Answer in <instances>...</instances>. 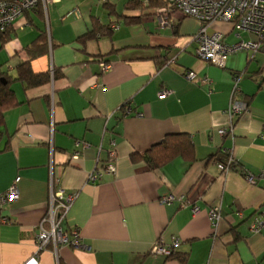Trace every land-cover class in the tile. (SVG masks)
<instances>
[{"label": "crops", "instance_id": "crops-1", "mask_svg": "<svg viewBox=\"0 0 264 264\" xmlns=\"http://www.w3.org/2000/svg\"><path fill=\"white\" fill-rule=\"evenodd\" d=\"M131 1L38 5L0 33V68L14 97L3 112L0 191L18 178L17 198L0 207V264H264V44L251 58L238 51L218 67L195 55L196 18L172 10L160 27L164 4ZM210 30L237 41L229 23L213 22ZM26 61L36 73L53 68L55 78L26 86L17 79ZM184 68L211 85L188 81ZM126 102L132 112L120 110ZM235 102L244 111L232 118ZM171 135L189 144L171 140L152 150ZM173 144L178 152L159 166L142 157ZM223 149L234 169L217 167ZM111 150L116 168L109 173ZM95 170L101 175L89 181ZM50 189L77 193L59 225L69 236L77 232L81 244L36 253ZM254 219L263 221L257 233ZM175 240L171 257L151 252Z\"/></svg>", "mask_w": 264, "mask_h": 264}, {"label": "built area", "instance_id": "built-area-1", "mask_svg": "<svg viewBox=\"0 0 264 264\" xmlns=\"http://www.w3.org/2000/svg\"><path fill=\"white\" fill-rule=\"evenodd\" d=\"M61 0H0V32L10 27L13 22L21 17L25 11L31 10L38 5H41L43 9H46L48 4H55ZM147 1V0H143ZM164 6L158 11V25L164 27L169 25L167 14L172 10H178L186 16L196 18L200 22L198 31L191 37L195 43V55L208 61L209 63L224 67L228 55L236 53L238 51H246L250 55V58L262 48L264 44V0H163ZM220 21L226 22L236 31L235 35L237 41L233 43H227L224 40V33L217 30H210V25L213 22ZM248 32L254 36L253 40L246 41L241 38V32ZM174 58L168 60L166 65L173 64ZM101 70L106 71L109 67L108 64L101 62ZM52 68L50 69V71ZM2 70L0 68V74ZM182 74L188 81L195 82L198 85L210 86L211 80L207 77H202L196 73V71L188 68L182 70ZM169 93L164 89L162 93L158 95L159 98L165 97ZM53 101V94H51ZM127 112H132V107L127 103L125 106ZM244 107L239 103H233L232 107L228 111L230 117L241 114ZM243 110V111H242ZM138 116L140 115L137 113ZM220 135L226 134L225 129L219 130ZM85 146L86 143H85ZM223 152L227 155V163L219 162L217 167L221 171L230 170L229 163L233 160L231 153L227 149H223ZM110 162L105 166V171L112 173L115 171L114 160L116 154L114 150L109 153ZM245 178L255 183L254 177L243 171ZM100 171L95 170L88 177L89 181H95L100 176ZM18 178L15 179L13 184L9 186L7 191H0V207L10 201L17 198L18 193L15 186ZM62 191L53 192L50 189V201L48 212L40 223V229L36 235V248L39 251L50 247L55 252L59 246H80V236L77 232H72L71 236L64 232L59 223L68 211L70 204L74 201L77 193L63 195ZM173 200L172 196H165L162 201L170 202ZM219 209L213 207L209 210V218L215 223L219 219ZM6 221L5 218H0V222ZM263 221L260 219H254L250 224V229L254 233L259 232L260 226ZM47 226V227H45ZM178 241H173V245L169 247H163L160 244H155L151 250L153 254L168 256L174 247H176Z\"/></svg>", "mask_w": 264, "mask_h": 264}, {"label": "trees", "instance_id": "trees-1", "mask_svg": "<svg viewBox=\"0 0 264 264\" xmlns=\"http://www.w3.org/2000/svg\"><path fill=\"white\" fill-rule=\"evenodd\" d=\"M132 7L133 6H142V5H147V6H162L164 4L163 0H147L146 2L143 0H132L131 1ZM39 7V6H37ZM36 8V7H35ZM33 8V9H35ZM29 11V10H28ZM27 11H25L26 13ZM111 27L114 29V24L111 25ZM8 28H6L5 31L0 32V33H5L6 31H8ZM92 32L86 33L85 35H83L82 37H86V36H91ZM6 38L2 37V41H4ZM30 54L31 56H36L37 54L32 52L30 50ZM56 76V72L55 70L52 68V70L50 71H44V72H33L29 61L26 62H22L17 66V79L20 80L21 82H23L26 86H38V85H42V84H46L48 83L52 78H55ZM1 78H3L4 80H1ZM14 101V97H13V91L10 87V77L7 76L6 74H4V72L2 71L0 74V140H2V136H3V132H2V127H3V112L6 108H8L9 106H11V104ZM127 102L124 103L121 107L120 110L125 109ZM168 139H166V143L165 141H163L161 144L156 145L153 149L158 148V147H168L169 145H171V140H176L174 142L176 143H180V146H182L184 144V147H186L189 144V141L187 139H185L184 135H171L169 137H167ZM183 140H180V139ZM173 149H171L170 151H165V150H157L158 153H161V155H157V156H152V158L149 156V152L146 154H144L142 157H144L146 159V161L149 163L150 166H159L161 163L167 161L168 159H170V157L173 156L174 153L178 152L179 148L177 147V144H173ZM151 150V149H150ZM3 149L0 150V152H2ZM220 161H222L223 163H227V157L224 159H220ZM229 168L234 169L235 168V162L234 159L229 163ZM172 251L167 257H171L173 255ZM183 262V261H182Z\"/></svg>", "mask_w": 264, "mask_h": 264}, {"label": "rangeland", "instance_id": "rangeland-1", "mask_svg": "<svg viewBox=\"0 0 264 264\" xmlns=\"http://www.w3.org/2000/svg\"><path fill=\"white\" fill-rule=\"evenodd\" d=\"M235 32H234L233 37H235ZM241 35H242L243 38H245L246 41H249L251 39H254V36L252 34L248 33V32H243L242 31Z\"/></svg>", "mask_w": 264, "mask_h": 264}, {"label": "water", "instance_id": "water-1", "mask_svg": "<svg viewBox=\"0 0 264 264\" xmlns=\"http://www.w3.org/2000/svg\"><path fill=\"white\" fill-rule=\"evenodd\" d=\"M1 80H4L3 78H1Z\"/></svg>", "mask_w": 264, "mask_h": 264}]
</instances>
